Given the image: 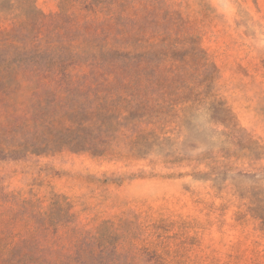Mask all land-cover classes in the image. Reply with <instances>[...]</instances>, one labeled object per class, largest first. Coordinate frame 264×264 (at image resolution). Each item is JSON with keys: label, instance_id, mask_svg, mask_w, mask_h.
<instances>
[{"label": "rangeland", "instance_id": "rangeland-1", "mask_svg": "<svg viewBox=\"0 0 264 264\" xmlns=\"http://www.w3.org/2000/svg\"><path fill=\"white\" fill-rule=\"evenodd\" d=\"M167 4L215 65L214 91L232 123L205 110L182 129L169 123L164 151L184 158L175 163L4 154L0 264H264V232L244 198L264 170V0ZM0 6L18 9L10 17L59 12V0ZM12 28L0 13V30Z\"/></svg>", "mask_w": 264, "mask_h": 264}, {"label": "trees", "instance_id": "trees-1", "mask_svg": "<svg viewBox=\"0 0 264 264\" xmlns=\"http://www.w3.org/2000/svg\"><path fill=\"white\" fill-rule=\"evenodd\" d=\"M58 7L33 18L0 6L13 25L0 30V159L69 151L175 163L184 158L164 151L169 123L182 129L202 110L226 128L232 123L214 91L215 65L167 0ZM258 175L244 198L264 232V170Z\"/></svg>", "mask_w": 264, "mask_h": 264}]
</instances>
